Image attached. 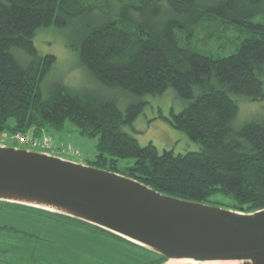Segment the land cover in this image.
<instances>
[{
  "label": "trees",
  "instance_id": "16d2710c",
  "mask_svg": "<svg viewBox=\"0 0 264 264\" xmlns=\"http://www.w3.org/2000/svg\"><path fill=\"white\" fill-rule=\"evenodd\" d=\"M257 16L264 17V0H0V133L39 136L70 121L81 135L98 137L89 165L169 196L245 213L264 209V115L234 126L232 98L264 99V22ZM52 24L71 28L68 44L94 79L134 101L120 109L102 93L61 84L44 97L40 84L55 56L38 55L33 38ZM232 28L245 33L238 44ZM215 41L233 50L220 56L201 47ZM170 87L189 103L168 120L200 144L198 151L160 153L123 130L142 111L140 97ZM127 158L134 160L121 172L119 160ZM0 208L104 234L140 264L166 260L73 217L6 201Z\"/></svg>",
  "mask_w": 264,
  "mask_h": 264
},
{
  "label": "water",
  "instance_id": "95a60500",
  "mask_svg": "<svg viewBox=\"0 0 264 264\" xmlns=\"http://www.w3.org/2000/svg\"><path fill=\"white\" fill-rule=\"evenodd\" d=\"M0 201L73 217L166 260L264 264V209L251 213L163 194L131 177L0 145Z\"/></svg>",
  "mask_w": 264,
  "mask_h": 264
},
{
  "label": "rangeland",
  "instance_id": "374dc122",
  "mask_svg": "<svg viewBox=\"0 0 264 264\" xmlns=\"http://www.w3.org/2000/svg\"><path fill=\"white\" fill-rule=\"evenodd\" d=\"M254 19L264 22L263 16ZM232 29V42L238 44L237 35L241 39L245 33L241 35L239 31ZM70 34V27L52 24L39 28L34 35L37 54L55 56L54 64L40 84L43 96H47L51 87L61 84L75 90L90 89L102 93L113 98L120 109L134 101L135 98L130 94L104 87L93 78L79 63L76 51L69 46ZM219 44L215 41L201 47L220 56L233 50L232 46L220 47ZM232 98L238 104L234 126L264 115V99L252 100L241 94H233ZM139 101L144 102L142 111L131 125L123 126V130L135 137L139 144L146 145L151 142L160 153L164 150L185 153L201 148L197 141L174 128L168 120L172 112H180L189 103L188 100L178 97L173 88L170 87L161 94H146ZM17 136L20 135L0 133V145L42 150L87 165L95 160L98 137L81 135L70 121H66L60 130L48 127L39 136L23 134L22 136L27 137V144L19 142ZM33 142L37 145H32ZM45 142L49 143L48 147L43 146ZM133 160H119L120 171L123 172V167L131 164ZM215 195L216 199H227L222 194ZM114 244L104 234L82 229L69 221L55 222L45 217H26L0 208V264H140V256L127 254L126 250Z\"/></svg>",
  "mask_w": 264,
  "mask_h": 264
},
{
  "label": "bare ground",
  "instance_id": "6f19581e",
  "mask_svg": "<svg viewBox=\"0 0 264 264\" xmlns=\"http://www.w3.org/2000/svg\"><path fill=\"white\" fill-rule=\"evenodd\" d=\"M165 264H235L232 261H206V262H197L188 259H170Z\"/></svg>",
  "mask_w": 264,
  "mask_h": 264
},
{
  "label": "built area",
  "instance_id": "2783aa9c",
  "mask_svg": "<svg viewBox=\"0 0 264 264\" xmlns=\"http://www.w3.org/2000/svg\"><path fill=\"white\" fill-rule=\"evenodd\" d=\"M18 139H19V142H21V143H26L27 144V142H28V141H26L27 137H25V136H21V137L19 136ZM32 145H37V144L35 142H33ZM43 146L44 147H48L49 143L45 142Z\"/></svg>",
  "mask_w": 264,
  "mask_h": 264
}]
</instances>
